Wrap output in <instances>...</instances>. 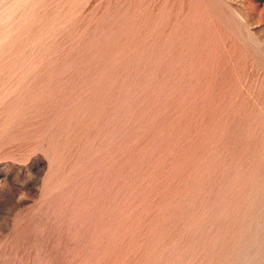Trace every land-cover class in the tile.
Returning <instances> with one entry per match:
<instances>
[{"label":"rangeland","instance_id":"1","mask_svg":"<svg viewBox=\"0 0 264 264\" xmlns=\"http://www.w3.org/2000/svg\"><path fill=\"white\" fill-rule=\"evenodd\" d=\"M0 264H264V0H0Z\"/></svg>","mask_w":264,"mask_h":264}]
</instances>
